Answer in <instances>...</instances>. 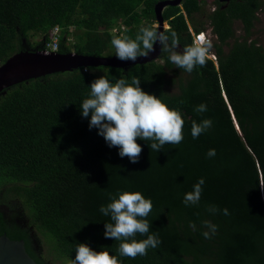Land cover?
Masks as SVG:
<instances>
[{
	"label": "trees",
	"instance_id": "16d2710c",
	"mask_svg": "<svg viewBox=\"0 0 264 264\" xmlns=\"http://www.w3.org/2000/svg\"><path fill=\"white\" fill-rule=\"evenodd\" d=\"M160 1L0 0V66L21 51L43 52L58 27L59 53L107 56L113 49V56V31L123 24V35L135 38L141 26L158 24ZM208 1L215 9L206 12ZM202 12L216 38L217 62L209 58L192 73L162 53L153 63L56 73L0 94V236L24 240L39 264H69L79 243L117 255L120 241L105 238L111 221L99 209L110 193L139 191L153 202L149 234L158 233L162 243L145 256L119 257L122 264H264V49L252 40L264 0H184L167 7L179 50L207 30L197 17ZM33 37L40 39L31 44ZM100 76L112 83L139 77L144 91L180 109L183 141L157 152L138 139L139 162L121 158L118 147L89 128L90 115L81 114L90 84ZM200 104L208 110L195 112ZM203 119L212 127L193 139L192 121ZM210 149L216 151L212 158ZM200 178L199 204L185 206L184 195ZM211 206L220 211L209 212ZM205 220L218 225L210 239L203 236ZM43 237L53 260L45 256Z\"/></svg>",
	"mask_w": 264,
	"mask_h": 264
},
{
	"label": "clouds",
	"instance_id": "9594fccd",
	"mask_svg": "<svg viewBox=\"0 0 264 264\" xmlns=\"http://www.w3.org/2000/svg\"><path fill=\"white\" fill-rule=\"evenodd\" d=\"M158 28L159 25L155 23L141 26L135 38L114 35L111 44L115 48V57L120 61L135 62L138 58L148 57L159 43L161 53H166L172 64L187 73H192L197 66H206L212 55L213 43L204 32L192 44L183 46L181 51L177 32L170 30L167 25L163 31H158ZM80 109L83 117H91L89 128H97L98 134L109 147H118L119 156L128 157L133 164L139 162L143 151L138 139L150 141V149L157 152L167 144L178 145L184 139L185 121L180 109L170 108L162 95L158 97L144 91L139 77H132L130 82L119 78L114 83L106 76L94 79L90 84V94L83 100ZM207 110L206 104H200L194 109L197 113ZM211 127L210 119H203L199 123L193 120V139ZM215 155V149L207 153L209 158ZM204 183V178H200L193 190L184 195L185 206L199 204ZM109 196L110 202L101 205L99 211L105 217H110L111 221L105 224V238L120 241L117 255L110 254L106 247L96 251L87 243H79L75 258L69 264H122L119 257L135 259L137 256H145L150 248L155 249L162 243L158 233L149 234L151 225L147 217L153 208L150 198L139 191H121L110 193ZM208 211L215 213L220 209L211 206ZM223 214H229L227 208L223 209ZM189 226L195 228V224ZM203 226L209 229L203 232L206 239H210L218 230V225L208 220L203 221ZM138 235L146 238L137 239Z\"/></svg>",
	"mask_w": 264,
	"mask_h": 264
},
{
	"label": "water",
	"instance_id": "95a60500",
	"mask_svg": "<svg viewBox=\"0 0 264 264\" xmlns=\"http://www.w3.org/2000/svg\"><path fill=\"white\" fill-rule=\"evenodd\" d=\"M231 3L234 0H218ZM184 0H163L156 6L159 22L158 31H163L166 25L164 12L169 6L181 5ZM162 56L160 45H155V51L148 57L133 61H120L114 56H90L72 53H56L45 55L42 52L21 51L12 56L0 66V94L4 91L29 82L31 79L45 77L82 68L111 67L127 69L128 67L156 62ZM0 264H39L27 252L24 240H12L7 235L0 236Z\"/></svg>",
	"mask_w": 264,
	"mask_h": 264
},
{
	"label": "rangeland",
	"instance_id": "374dc122",
	"mask_svg": "<svg viewBox=\"0 0 264 264\" xmlns=\"http://www.w3.org/2000/svg\"><path fill=\"white\" fill-rule=\"evenodd\" d=\"M214 9H215V5H214V3L212 1H208V2L205 3L206 12L214 10ZM197 17L200 20V22L204 23L205 26L207 27L206 28L207 30L204 32V34H206V36L212 40V43H213V46H214V43L216 42V38L213 35L212 30L210 29V26H209L210 22H209L208 16H206L205 12H202V13L198 14ZM157 25H159V23ZM166 25L168 26V28L170 27L168 22H166ZM124 28H126V27H125V25L122 24L121 25V30L124 29ZM235 30H236V36L237 37H241L242 34H243L242 33V25L241 24H237ZM118 31H119L118 29H115V32H118ZM191 31H192L193 34H195L193 28H191ZM196 37L197 36H195V38ZM39 39L40 38H38V37H33V38L30 39V43L32 44V43H34L36 41H39ZM252 40H256L258 42V44L264 49V12H262L260 14V23L258 24L257 28L254 30V37L252 38ZM211 52H212V55L209 58L213 59L214 61L217 62V58L215 57V54H214V47L212 48ZM113 53H114L113 49H111V50H109L106 53V55L110 56ZM173 92H177V91L173 90ZM43 243L45 244V251H44L45 252V256H47L48 258H52V260H53L51 245L44 237H43ZM56 264H62V262L57 261Z\"/></svg>",
	"mask_w": 264,
	"mask_h": 264
},
{
	"label": "built area",
	"instance_id": "2783aa9c",
	"mask_svg": "<svg viewBox=\"0 0 264 264\" xmlns=\"http://www.w3.org/2000/svg\"><path fill=\"white\" fill-rule=\"evenodd\" d=\"M127 28V27H126ZM126 28L124 29H120L121 30V34H120V30L118 32H115V30L113 31V34L116 35H123V32L126 30ZM200 34L197 35V37ZM61 36H62V29L60 27L56 28L55 30H52L51 32V42L49 44L46 45L45 50L42 52L45 55H51V54H56L59 52V47H60V42H61Z\"/></svg>",
	"mask_w": 264,
	"mask_h": 264
},
{
	"label": "flooded vegetation",
	"instance_id": "af4514ba",
	"mask_svg": "<svg viewBox=\"0 0 264 264\" xmlns=\"http://www.w3.org/2000/svg\"><path fill=\"white\" fill-rule=\"evenodd\" d=\"M30 50L33 51V49H30ZM4 212L6 214H9L10 213V215H13L14 216V213L11 212V211H9V210H7V209H4ZM31 236H34V233H32ZM34 243H35V246H38V241H36V239H34ZM36 249H38V247H36Z\"/></svg>",
	"mask_w": 264,
	"mask_h": 264
}]
</instances>
